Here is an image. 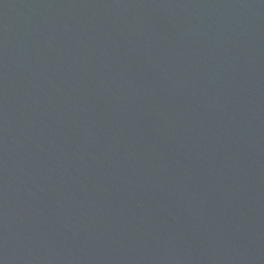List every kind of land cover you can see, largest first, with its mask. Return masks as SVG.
<instances>
[{"label":"water","instance_id":"water-1","mask_svg":"<svg viewBox=\"0 0 264 264\" xmlns=\"http://www.w3.org/2000/svg\"><path fill=\"white\" fill-rule=\"evenodd\" d=\"M0 264H264V0H0Z\"/></svg>","mask_w":264,"mask_h":264}]
</instances>
